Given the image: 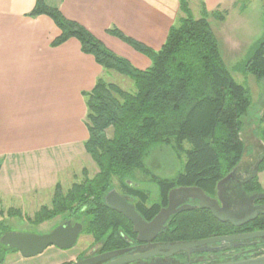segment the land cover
<instances>
[{"label": "trees", "instance_id": "1", "mask_svg": "<svg viewBox=\"0 0 264 264\" xmlns=\"http://www.w3.org/2000/svg\"><path fill=\"white\" fill-rule=\"evenodd\" d=\"M179 1L180 13L159 49L126 36L114 26L106 30L145 54L151 62L146 69H138L114 53L58 7L35 1L29 15L44 13L61 30L53 45L75 37L82 51L91 54L103 68L131 78L136 90L126 91L98 77L92 89L83 92L88 130L84 148L97 169L89 176L83 168L82 178L66 190L56 183L50 205H42L34 213L33 223L67 213L80 218L85 231L97 240L110 237L117 226L134 233L130 221L104 202V195L114 187L113 179H117L121 192L134 197L135 209L148 220L166 204L173 187L199 186L214 194L217 181L242 158L241 119L251 98L224 65L209 13L202 11L195 18L188 1ZM210 14L217 19L224 17V12L217 10ZM245 69L258 79L264 78V37L253 46ZM153 144L169 145L184 154L185 160L182 170L171 178L150 176L159 187L160 197L148 203L147 192L127 183V179L136 172L147 173L144 157ZM260 169H264V157ZM251 186L261 189L256 179ZM13 212L8 210L9 214ZM257 222L264 224V216ZM230 228L209 209L196 207L173 214L162 235L189 241L229 232ZM4 231L0 230V236ZM13 251L17 250L0 242V264Z\"/></svg>", "mask_w": 264, "mask_h": 264}, {"label": "crops", "instance_id": "2", "mask_svg": "<svg viewBox=\"0 0 264 264\" xmlns=\"http://www.w3.org/2000/svg\"><path fill=\"white\" fill-rule=\"evenodd\" d=\"M35 1L0 0V194L4 197H27L42 189L53 192L62 177L78 180L83 168L88 169L83 92L91 90L98 77L105 80L106 69L81 50L75 37L52 44L61 30L44 13L29 15ZM43 1L84 25L138 69L149 67L150 59L107 28L114 26L156 50L180 13L179 0ZM187 1L200 16L202 11L209 13L212 27V21L225 22L240 0ZM216 10L224 12L223 19L210 14ZM240 13L241 9L236 15Z\"/></svg>", "mask_w": 264, "mask_h": 264}, {"label": "rangeland", "instance_id": "3", "mask_svg": "<svg viewBox=\"0 0 264 264\" xmlns=\"http://www.w3.org/2000/svg\"><path fill=\"white\" fill-rule=\"evenodd\" d=\"M238 5H243V7ZM238 5L225 22L216 23L212 21V28L215 31L226 69L237 83L247 89L251 98V105L241 119L240 135L244 141L242 160L246 158V153H251L253 150L256 153L258 149L261 152L264 150V78L258 79L245 69V63L253 46L264 37V0H240ZM190 8L193 17L200 16L193 5ZM239 9L242 10V13L236 15ZM104 78L116 83L126 91L134 92L136 90L131 78L113 69H106ZM87 156L84 166L88 168L89 176H91L97 167L89 155ZM184 160V154L175 152L169 145L153 144L144 157V163L148 169L147 173L136 172L127 179V183L144 189L149 197L148 203L157 201L160 197L159 187L155 181L150 179V176L171 178L182 170ZM72 167L75 169L73 165ZM261 170L258 173V180L264 188V169ZM81 178L82 174L79 179ZM74 181L76 180H73L72 177H62L60 183L63 190H66ZM113 186L121 193L117 179H113ZM52 193L49 189H42L39 192H31L26 195L27 197L24 195L4 197L0 194V230L39 234L51 230L53 226L67 216V213L37 224L32 221L34 213L42 205H50ZM127 197L128 201L134 203L133 197ZM10 206L14 208L12 214L8 213ZM89 238L82 230L78 235L76 244L69 249H60L50 245L43 252L31 257H23L19 252L13 251L6 255L2 264H57L61 260L73 257L79 250L87 247Z\"/></svg>", "mask_w": 264, "mask_h": 264}, {"label": "flooded vegetation", "instance_id": "4", "mask_svg": "<svg viewBox=\"0 0 264 264\" xmlns=\"http://www.w3.org/2000/svg\"><path fill=\"white\" fill-rule=\"evenodd\" d=\"M258 154L260 155L257 156ZM245 156L246 158L240 159L241 162L239 161L236 166H234L235 170L232 177L220 189V193L226 201V209L230 213H233L238 218L237 220L240 221L253 213H255L256 216L239 225H233L231 222L225 221L229 223L232 228L228 230L229 232L219 235H238L264 230V224L257 222L259 218L264 216V188L258 180V173L262 171L260 169V164L264 157V150L261 152L258 149L256 153H254L253 150L251 153H246ZM254 179L258 181L261 189L251 186ZM121 193L130 196L123 192ZM207 194L216 198V188L214 194ZM175 198L179 200L183 197L178 194ZM187 201L192 204L198 203V201L190 198H188ZM166 204L163 206H166ZM169 218L165 223V227L154 237H149L148 241H140L138 240L137 233L133 231V227L132 231L134 233H126L121 226L114 228L111 236L107 239L97 240L92 233H87L85 231L84 224L80 218L73 215L66 216L62 221L53 226V228L67 220H69L71 224L79 222L82 225L80 232L84 230L90 238L87 247L79 250L73 257L61 260L57 264H71L73 262H80V264H207L264 253V236H262L202 244L192 247L194 251H190V253L185 250H178L169 254L168 252L170 250L165 248L164 245L182 241L181 239H172L166 235H162L169 226ZM251 222L255 225L252 226V224H250ZM79 233L77 234V238ZM111 252H116V254L109 255L112 254ZM130 258L136 259L126 262V259Z\"/></svg>", "mask_w": 264, "mask_h": 264}, {"label": "water", "instance_id": "5", "mask_svg": "<svg viewBox=\"0 0 264 264\" xmlns=\"http://www.w3.org/2000/svg\"><path fill=\"white\" fill-rule=\"evenodd\" d=\"M234 170L235 167L217 181L216 198L208 195L199 186L181 185L171 188L167 194L166 206L160 207L158 212L150 220H145L143 216L135 209L134 204L128 201V197L126 195H122L115 187H112L104 195V202L108 207L122 214L130 221L133 231L137 233L138 240L140 241H148L149 237H154L161 229L165 227V223L171 215L196 207H205L209 209L212 215L219 221H229L233 225H239L253 219L256 214H250L248 217H245L239 221L233 213H230L226 209V201L221 195L220 189L232 177ZM178 194L182 195L183 198L177 200L175 197ZM188 198L196 200L198 203L192 204L191 202L187 201ZM81 228V223L76 222L71 224L70 221L67 220L54 227L51 231L42 234L8 230L1 234L0 242L7 247L15 248L23 257H31L43 252V250L49 245H54L61 249L72 247L76 242L77 234L80 232ZM262 236H264V230L254 231L246 234L217 235L197 240L176 241L167 243L164 245V247L170 250L168 252L169 254L178 250H185L186 252L190 253V251H194L192 247L202 244H210L218 241L226 242L234 239ZM111 253L112 254L109 255L116 254V252ZM135 259L136 258L126 259V262L133 261ZM71 264H80V262H73ZM207 264H264V253Z\"/></svg>", "mask_w": 264, "mask_h": 264}]
</instances>
